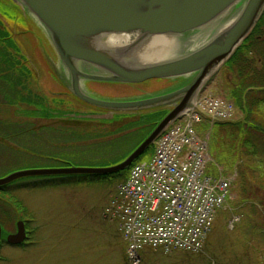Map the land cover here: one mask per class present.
Instances as JSON below:
<instances>
[{
  "label": "rangeland",
  "instance_id": "obj_1",
  "mask_svg": "<svg viewBox=\"0 0 264 264\" xmlns=\"http://www.w3.org/2000/svg\"><path fill=\"white\" fill-rule=\"evenodd\" d=\"M245 1H238L229 10L230 18L241 12ZM0 29L8 30L14 38L20 50L16 55L26 71L23 76L14 73L22 82L16 88L44 98L49 114L36 115L41 108L35 103L10 105L0 93V178L22 170L63 168L60 157H68L70 167L82 168L109 167L126 158L128 151L99 147L118 137L111 134L137 120V115L115 120L114 112L87 106L75 98L68 90L69 73L49 33L15 0H0ZM199 31L177 36L185 41ZM192 49H181L176 57ZM8 51L15 54L12 49ZM255 66L260 68L259 64ZM194 76L121 86L85 81L82 86L104 98L133 99L179 88ZM236 76L224 62L206 81L203 93L233 101L238 111L236 120H240L243 111L231 96ZM113 87L140 92L118 96L101 92ZM177 102L161 106L160 110L167 114ZM212 127L211 123L199 127L200 134L207 137V171L227 180L230 189L203 247L194 252L171 253L146 249L140 264H264V157L244 156L239 148L228 150L230 139L225 135L216 144V130H210ZM152 157L153 154L141 161ZM65 180L27 177L0 189V203L6 205L12 218L8 228L15 231L18 221L28 220L27 229L34 242L26 254L8 250V264H132L119 222L105 215L112 194L122 182Z\"/></svg>",
  "mask_w": 264,
  "mask_h": 264
},
{
  "label": "water",
  "instance_id": "obj_2",
  "mask_svg": "<svg viewBox=\"0 0 264 264\" xmlns=\"http://www.w3.org/2000/svg\"><path fill=\"white\" fill-rule=\"evenodd\" d=\"M33 14L49 33L70 76L69 92L81 102L111 112H143L177 104L147 138L123 161L103 168L63 167L33 169L0 178V189L27 177L113 175L130 168L191 104L211 75L243 42L264 10V0H246L241 12L224 32L189 53L156 62L118 57V52L97 44L107 34H141L137 44L156 35H184L215 20L223 21L241 0H15ZM239 2V3H240ZM226 14V15H225ZM122 54V53H120ZM195 75L187 84L161 94L133 99H110L92 94L82 82L142 84L150 80ZM26 237L24 223L9 236L11 242ZM1 238V226H0Z\"/></svg>",
  "mask_w": 264,
  "mask_h": 264
},
{
  "label": "built area",
  "instance_id": "obj_3",
  "mask_svg": "<svg viewBox=\"0 0 264 264\" xmlns=\"http://www.w3.org/2000/svg\"><path fill=\"white\" fill-rule=\"evenodd\" d=\"M233 102L206 94L194 97L157 141L154 156L134 165L105 211L119 222L127 258L139 264L146 249L198 251L229 196L230 183L207 172V138L198 125L232 120Z\"/></svg>",
  "mask_w": 264,
  "mask_h": 264
},
{
  "label": "trees",
  "instance_id": "obj_4",
  "mask_svg": "<svg viewBox=\"0 0 264 264\" xmlns=\"http://www.w3.org/2000/svg\"><path fill=\"white\" fill-rule=\"evenodd\" d=\"M262 22L263 19H259L250 34L244 39L242 44L226 61V65L230 68L231 72L237 73V81L232 87L231 96L238 103L240 109L243 111L242 113L244 116L240 120L216 122L213 124V127L210 128L212 131L216 130V144L222 135H225L232 142L231 143L229 140V145L227 147L228 150H237V148H239L240 152H242L244 156L246 155L254 157H264V52L257 50L260 49L264 51V39H262L263 43L260 42L261 45L256 47L255 44H251L252 39L255 40V37L260 33L264 37V31H262L260 28ZM9 49L14 50L15 54H10L8 51ZM252 49L257 51V55L259 57L256 59L249 56ZM18 52H20V50L18 49V45L11 36L10 32L5 29H0V93L4 95L3 97L8 100L10 105H14L15 103L19 102L35 103L41 108L40 112L35 111L36 115H41L44 117L49 116L48 112H46L48 110L45 107L44 98L40 96L35 97L30 93L25 94L16 88L17 85H22L18 75L23 76L26 72L25 69H23L24 66L22 67L20 64V59H18L16 55L19 54ZM258 58H261V61ZM258 64L260 68L255 66ZM16 72L19 74H14ZM167 80L170 79H158L156 81ZM118 85L121 86L122 84ZM122 88L113 87V90L106 91L103 89L101 92L110 96L124 94L134 95L139 94L140 92H136L129 88L128 90L123 91L125 88ZM114 114L115 120L135 115H137L136 117H138V119L123 124L114 134H111H118V137L113 138L108 142L105 141V143H102L99 148L112 147L117 148L118 150H125L129 152L127 154L128 156L147 138V136L166 115V112L161 111L160 108H156L143 112H116ZM217 133L220 135H217ZM51 134L52 132L48 133V135ZM61 134V136H63L64 133ZM210 135L212 138L213 135L211 133ZM12 137L16 138L18 136L13 135ZM63 137L65 138V136ZM75 139L79 138L76 137ZM64 140H67V138ZM155 149L156 144H153L133 165L142 162L141 160L146 156L154 154ZM216 156L219 157V151H217ZM60 158L62 159L60 160L63 164L62 167L70 166L71 161L67 160L68 157ZM132 166L125 171L107 176L71 175L57 178L66 179L65 182L75 183H95L98 181L115 182L116 180L124 182L128 178ZM2 206L5 207L6 205L2 204Z\"/></svg>",
  "mask_w": 264,
  "mask_h": 264
},
{
  "label": "bare ground",
  "instance_id": "obj_5",
  "mask_svg": "<svg viewBox=\"0 0 264 264\" xmlns=\"http://www.w3.org/2000/svg\"><path fill=\"white\" fill-rule=\"evenodd\" d=\"M228 17L229 15L223 21L215 20L210 22L185 41L177 35H156L137 44L141 36L139 33H111L105 35L104 39L98 41L97 44L102 47L109 46L107 48L117 51L119 53L118 57L121 56L123 60L134 57L133 59L142 62H156L171 58L181 49L195 48L205 44L210 40L214 32L216 35L224 32L235 19V17H229L230 19Z\"/></svg>",
  "mask_w": 264,
  "mask_h": 264
},
{
  "label": "flooded vegetation",
  "instance_id": "obj_6",
  "mask_svg": "<svg viewBox=\"0 0 264 264\" xmlns=\"http://www.w3.org/2000/svg\"><path fill=\"white\" fill-rule=\"evenodd\" d=\"M261 20L263 19L262 25L260 26L261 30L264 31V12L261 15ZM264 33V32H263ZM264 37L261 35V33L259 35H257L255 37V40L252 39L251 44H255V47L258 45H261L260 42L263 43ZM258 51L264 52L263 50L257 49ZM251 57L253 58H257L259 57L257 55V51L255 49H252V51L250 52ZM261 61V58H258ZM89 82H96V81H89ZM97 84H105L106 82H96ZM110 83V82H107ZM112 84H118V83H112ZM101 86V85H98ZM88 89V88H87ZM88 91L92 94H95L97 96L102 97L100 94H97L95 92L90 91V88L88 89ZM11 214L8 211L7 208L3 207L2 204L0 203V226H1V238H0V264H8L10 261V257L11 255L8 254V250H14V251H20L22 253H27L28 249L32 247V245L34 244V242L31 239V235L27 229V222L26 221H22L24 223V228H25V234L26 237L20 241V242H11L9 240V236L10 235H14L18 232V222L16 224V230H11L8 228L11 226ZM25 257V256H23ZM23 261H25V259H23Z\"/></svg>",
  "mask_w": 264,
  "mask_h": 264
}]
</instances>
